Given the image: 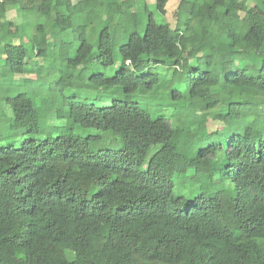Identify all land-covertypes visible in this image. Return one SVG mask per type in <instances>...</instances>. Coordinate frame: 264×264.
I'll return each mask as SVG.
<instances>
[{
	"label": "trees",
	"instance_id": "trees-1",
	"mask_svg": "<svg viewBox=\"0 0 264 264\" xmlns=\"http://www.w3.org/2000/svg\"><path fill=\"white\" fill-rule=\"evenodd\" d=\"M76 1H0V76L39 89L4 98L0 122L44 136L0 151V264H264V0H179L176 34L144 25L147 3ZM169 75L194 117L142 108ZM198 112L249 122L211 138ZM199 126L208 144L188 151Z\"/></svg>",
	"mask_w": 264,
	"mask_h": 264
},
{
	"label": "rangeland",
	"instance_id": "rangeland-1",
	"mask_svg": "<svg viewBox=\"0 0 264 264\" xmlns=\"http://www.w3.org/2000/svg\"><path fill=\"white\" fill-rule=\"evenodd\" d=\"M137 3L142 4V3H147V11L145 14L140 15L141 19L144 23L146 24V17L148 14H153L154 19L156 20L157 23L159 24H165L169 23L172 27V32L176 34V26L179 22L180 15L177 16L176 10L178 5L180 4L179 0H169L166 10L167 13L166 15H162L158 9H157V0H136ZM77 1L74 0V4H76ZM7 18L9 20L14 19L17 20L16 15L14 12H10L7 15ZM184 18H182L183 20ZM39 23L43 22V20H38ZM39 23H36L35 21L32 22L33 28H35ZM144 28V27H143ZM184 29V27L182 28ZM194 33H201V30L198 28V26L191 28L190 33L188 34L189 36H193ZM117 35H114V43L115 47L118 48L121 45V40L120 37L118 36V39L116 38ZM119 40V41H118ZM15 43L18 41L15 40ZM69 50H72V46H65L61 49L62 54H66ZM95 70V69H94ZM94 70H88L84 74V79L83 81H87L89 77L94 74L97 71ZM28 84L25 83V81H22L20 78L14 79V78H8L6 76H0V110L1 108H6L4 104H1L4 98L7 97H14L17 96L20 93H29V94H35L39 93V89H27ZM84 87V85H83ZM188 81L187 80H173L172 76H168L167 78L162 79L161 84L157 86L155 92L153 94H148L145 97H142L141 99V106L142 108L147 111V112H154L155 114H158L160 116H164L167 119H178L180 118L186 119L191 115L194 117V114L192 113V109L189 106L188 102ZM44 95H39L38 100H45ZM139 98V97H138ZM102 99V98H101ZM100 97L93 96L91 102H94L96 104H99L101 101ZM138 102V100H137ZM105 104V103H103ZM37 108L41 109L39 110V114L41 116V122L43 125V130L42 133L46 131H54L53 127L56 125V120L53 119V114L50 112L49 106L45 102H38L36 103ZM161 110V111H160ZM159 111V112H158ZM7 111H5L6 113ZM199 114V112H198ZM208 114L203 113L199 114L200 118L198 117L199 124L201 125L203 122L205 123V128L204 131L207 129L210 133L211 138H217V133H219L221 136H227L230 137L233 135L236 130L243 132L245 128L248 126L249 121H243L237 125L233 126L232 130H229V132H224V129L220 127L221 125L218 122H213L211 119L206 118ZM198 116V115H197ZM65 114H61L60 118L64 119ZM204 117V118H203ZM2 118V116H0ZM205 118L207 121H205ZM13 117L12 114L9 112L7 115H5L4 119L0 122V151L5 150L7 148L13 147V148H20L27 140L31 139H41L44 136H32L29 135L25 132L24 129H17L15 130L12 127V122ZM203 121V122H202ZM55 122V124H54ZM52 123V125L50 124ZM220 127V128H219ZM258 129L262 130L261 133H264V127H258ZM198 132L197 134H194L191 138L190 144L187 145V150L188 151H193V152H198L202 148V144H208L204 143L202 141V134L204 131H202V127L199 126L197 128ZM216 130H218L216 132ZM212 132L214 134H212ZM232 132V133H231ZM231 134V135H230ZM235 134V133H234ZM201 135V136H200ZM214 135V136H212ZM264 139V138H263ZM217 139H213L211 141H215ZM223 140V139H222ZM227 140V139H224ZM209 142L208 139L205 140V142ZM224 143V141H223ZM109 143L107 140L103 141V145L107 146ZM224 148L226 149V146L224 145ZM217 168L219 169L220 172H223V169L225 168L226 164V158L224 155V152H221L217 158ZM198 187L195 185L189 186L188 189L184 190L187 195L189 196H194L197 192Z\"/></svg>",
	"mask_w": 264,
	"mask_h": 264
},
{
	"label": "built area",
	"instance_id": "built-area-1",
	"mask_svg": "<svg viewBox=\"0 0 264 264\" xmlns=\"http://www.w3.org/2000/svg\"><path fill=\"white\" fill-rule=\"evenodd\" d=\"M0 1H1V3H3L4 0H0Z\"/></svg>",
	"mask_w": 264,
	"mask_h": 264
}]
</instances>
